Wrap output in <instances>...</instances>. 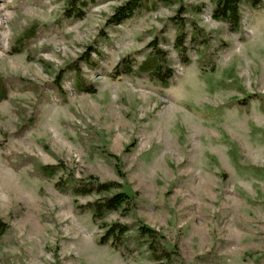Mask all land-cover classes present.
Returning a JSON list of instances; mask_svg holds the SVG:
<instances>
[{
	"label": "rangeland",
	"instance_id": "374dc122",
	"mask_svg": "<svg viewBox=\"0 0 264 264\" xmlns=\"http://www.w3.org/2000/svg\"><path fill=\"white\" fill-rule=\"evenodd\" d=\"M128 1L78 0L77 18L67 0H0V264H264V0L241 1L237 31L212 0H143L110 22ZM192 22L206 46L190 42ZM153 40L167 88L111 80ZM73 63L94 94L76 89ZM67 177L117 188L74 196ZM115 193L131 204L101 221L78 208ZM114 224L128 228L117 248L102 243ZM140 227L169 260H154Z\"/></svg>",
	"mask_w": 264,
	"mask_h": 264
},
{
	"label": "trees",
	"instance_id": "16d2710c",
	"mask_svg": "<svg viewBox=\"0 0 264 264\" xmlns=\"http://www.w3.org/2000/svg\"><path fill=\"white\" fill-rule=\"evenodd\" d=\"M163 4H172L179 0H159ZM214 4V9L212 12V17L215 20L226 23L230 30L237 31L240 26V4L242 0H212ZM78 0H67L66 16L69 17H79L81 16L80 11L76 9V4ZM252 4L255 2L250 1ZM142 3V4H141ZM143 0H129L123 6L116 9L112 19L110 22L112 23H120L122 20L127 18L134 9L144 6ZM177 20V19H176ZM179 21V20H178ZM176 22L175 24L178 26V33L176 35L174 41V48L182 61L184 60V64L188 61L186 60V48L185 44V35L183 33V24ZM181 22V21H180ZM191 43H202L205 44V34L202 30H200L195 23H191ZM29 38V35L25 33V37L22 36L18 38V42L20 40L24 41ZM148 47L151 49V53L147 56V58L139 63L135 54H128L125 57L121 58L118 64L113 68V70L109 73V77L111 80L117 81L123 77H131V78H140L142 76L147 77L153 83L159 84L162 88H167L169 85V81L173 76V71L168 67L167 64V55L166 53L158 47V43L156 40H153L149 43ZM85 59V58H84ZM69 71L74 72V81L75 87L78 91L85 92L87 94H94L95 90L93 86L87 85L84 80L81 78L78 65L75 63L71 64L68 67ZM60 73L56 80V84H59V79L61 78ZM0 82V98L3 95V90L1 89ZM59 170L58 167H41L40 172L45 178H52L56 172ZM60 185L64 186L60 190L61 192H65L69 190L74 196H89L91 194H103L108 193L112 189H116L113 183H98L96 180L94 181H85L78 180L72 177H67L64 181H60ZM131 198L125 193H115L110 196L102 197L93 201L92 203H88L85 206L78 207L80 210L84 212H88L93 221H101L108 214L117 212L123 206L130 205ZM6 225L0 220V237L5 233ZM128 231V228L122 225L114 224L108 228L105 232L102 243L105 244L108 240L111 241V246L117 248L119 246H123L125 239L123 236ZM140 238L149 242L148 248L154 257V260L160 261L162 259H168L171 257V252L167 251L164 247L160 245V241H157V234L146 227H140L138 230Z\"/></svg>",
	"mask_w": 264,
	"mask_h": 264
}]
</instances>
